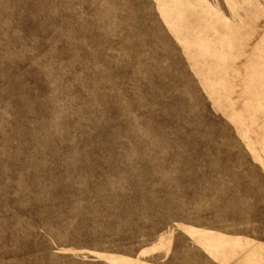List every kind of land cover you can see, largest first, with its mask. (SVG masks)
<instances>
[{
  "label": "rangeland",
  "instance_id": "obj_1",
  "mask_svg": "<svg viewBox=\"0 0 264 264\" xmlns=\"http://www.w3.org/2000/svg\"><path fill=\"white\" fill-rule=\"evenodd\" d=\"M0 264H264V0H0Z\"/></svg>",
  "mask_w": 264,
  "mask_h": 264
}]
</instances>
